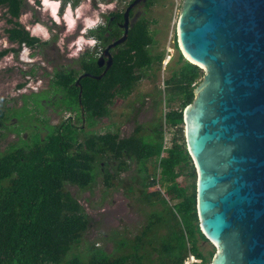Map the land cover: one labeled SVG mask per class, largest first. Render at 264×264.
<instances>
[{"label":"trees","instance_id":"16d2710c","mask_svg":"<svg viewBox=\"0 0 264 264\" xmlns=\"http://www.w3.org/2000/svg\"><path fill=\"white\" fill-rule=\"evenodd\" d=\"M78 3L79 0H75L74 5ZM144 6L151 8L154 0H145ZM0 9L7 15V40L19 46L30 44L28 33L14 22L21 14L23 0H0ZM122 13H110L105 17L104 26L89 32V37H95L98 42L96 49L105 48L122 35L117 26L122 21ZM128 20L130 27L126 41L111 50L110 70L100 81H80L83 118L77 100L79 90L74 83L83 74L102 75L95 59L83 56L76 64L79 71L52 72L49 88L57 95L54 97L59 96L52 105L61 112L74 115L77 123H86L88 128L109 118L115 99L129 97L142 78L141 72L153 67L159 70L164 59L163 51H152L156 41L151 22L144 17L135 18L133 10L129 12ZM178 47L176 42L175 49ZM13 50L1 49L0 58ZM177 64L179 69L164 82L168 93L163 91V94L168 96L164 99L166 104L178 100L180 108L164 112L154 130L141 134L140 127L136 126L127 136H120L118 131L95 134L67 119L57 127H49L42 140L39 134L35 136L31 147L12 148L0 155V264H152V261L144 263L145 256L138 255V251L145 242L143 239L164 223L160 214L150 217L140 234L134 237L130 255L112 257L94 247L85 255L75 252L90 220L79 198L67 186L85 190L101 175L104 189L107 192L115 190L113 180H121V174L129 168L131 161L142 164L144 174L140 184L145 188L142 192L144 202L151 203L152 197L161 204L175 202L170 219L178 229L172 231L171 237L162 236L161 252L169 263L163 259L161 264H184L189 256L197 261L193 264L211 262L213 252L205 256L197 247L198 239L207 240L198 223L195 184L191 183L188 191L176 182L185 168L193 166L184 141L183 110L192 103L193 90L202 73L180 55ZM4 121L6 116L0 108V130ZM167 127L172 131L168 147L164 141ZM146 162L152 163L151 173L147 172ZM191 170L190 175L196 178L194 167ZM153 187L162 189V193L156 188L146 190ZM189 239L192 242L188 244ZM151 242L152 239H147V245Z\"/></svg>","mask_w":264,"mask_h":264},{"label":"water","instance_id":"95a60500","mask_svg":"<svg viewBox=\"0 0 264 264\" xmlns=\"http://www.w3.org/2000/svg\"><path fill=\"white\" fill-rule=\"evenodd\" d=\"M132 0L122 13L128 35ZM187 63L203 70L192 103L183 110L186 150L195 169V209L200 230L217 251L209 264H264V0H183L177 24ZM83 121V119H82Z\"/></svg>","mask_w":264,"mask_h":264},{"label":"rangeland","instance_id":"374dc122","mask_svg":"<svg viewBox=\"0 0 264 264\" xmlns=\"http://www.w3.org/2000/svg\"><path fill=\"white\" fill-rule=\"evenodd\" d=\"M129 1L121 0L107 3L106 0H102L105 4L114 3L115 7L109 11L118 12H122ZM81 2L82 0H79V3L73 9ZM84 2L87 3V0H84ZM182 3L183 0H154V6L151 8H146L143 4L133 10L135 18L144 17L151 22V32L154 34L156 41L152 51H163L164 59L159 70L153 67L150 70L141 72L142 78L135 85L129 97L115 99L109 118H104L92 128H88L86 123H77L74 115L61 112L59 108L52 105L53 102L59 99V96L55 97L54 100L50 99L52 92L49 88L51 74L48 67L45 66L44 60L52 61L55 58L59 61V64L63 65V67H59L61 70L71 69L77 71L78 67L75 62L81 57L82 53H88V55L95 57L99 55L101 50L96 49L97 45L95 47L85 46L84 50L77 56H72L71 53L75 49L71 45L81 35L83 26L79 23L82 21H78L74 32L67 33L66 25L63 22L57 25L51 21L52 24H50L46 21L49 12L39 11L36 3V6H34V4L29 3V0H23L24 11L22 16L24 20L22 24L26 26L30 23L29 12L34 17L39 16V23L37 24L45 27L50 39L52 37L54 41L42 48L43 51L40 50L39 57L44 63V68L37 66L41 71L39 69L35 70L34 78H29L27 74L28 63H23V61H30L29 56L27 60L21 59L22 46L16 53L9 51L0 58V100L2 102L0 108L6 116L4 127L0 130V155L5 154L12 148L31 147L35 136L39 134L40 140H42L46 136L49 127H57L67 119H71V122L78 127H83L87 132L92 131L95 134L118 131L120 136H127L133 132L136 126L140 127L141 134L154 130L164 112L169 109H178L181 104L178 100L172 104L164 102V99L168 97L164 82L168 81L172 74L179 69L180 66L177 64L179 55L185 62L188 61L183 55L182 49L179 47L178 50L174 49L172 41V37L174 39V36L177 35V24ZM96 11H98L97 0H91V7L85 12V15L91 16ZM104 15L105 13L101 14L102 17ZM6 18L5 10L0 9V50L11 47L15 49L16 47V44L9 41H7L8 46L4 47L3 41L7 37L5 29L9 28ZM36 35L41 37V44L45 40H50L45 39L41 32H37ZM73 37L74 39L71 40ZM87 38H89L88 33L85 36V39ZM6 57L10 59L6 60ZM200 71L203 74V70ZM18 85L22 86L18 88ZM36 90L45 94H39V92L37 94ZM31 91L36 94L29 95ZM163 91L166 94H163ZM171 137L172 131L168 127L165 128L164 141L166 147H168ZM145 164L147 172L151 173L153 170L152 163L146 162ZM191 167L189 169L185 168L182 176L176 181L179 186L188 189L191 183L195 184L196 178L190 175L192 172ZM141 168V163L129 162V168L120 176L121 180H113V184L116 185L115 190L111 189L108 192L104 189L101 175L97 176L95 182L85 190H80L76 186H67V189L79 198L90 220L89 227L83 234L81 244L75 250L76 253L85 255L89 253V248L94 247L101 249L112 257L130 255L133 253L134 237L140 234L150 217H153L154 214H160L164 223L154 228L153 233L143 239L145 242L138 251V255L145 256L144 263L152 261V264H161L163 259L169 263V259L161 252V239L165 234L171 237L174 234L172 231L178 229L170 219L171 207L175 202L161 204L154 197L151 198V203L144 202L142 192L145 191V188L140 184L144 172ZM154 188L156 187L146 188V190L150 191ZM157 190L160 193L163 191L159 188ZM147 239H152L150 245H147ZM191 242V239H189L188 244ZM197 247L205 256L209 252H213L212 256H214L217 251L216 247L210 242L199 239ZM186 261L187 264L193 263L192 259ZM186 261L184 264H186Z\"/></svg>","mask_w":264,"mask_h":264},{"label":"clouds","instance_id":"9594fccd","mask_svg":"<svg viewBox=\"0 0 264 264\" xmlns=\"http://www.w3.org/2000/svg\"><path fill=\"white\" fill-rule=\"evenodd\" d=\"M30 4H34L35 0H29ZM64 0H41L40 10L44 12H49L53 21L59 25L63 22L66 25V32L72 33L75 31L78 21H82L83 28L81 29V35L72 42L71 47L75 49L71 53L72 56H77L81 51L84 50L85 46L95 47L98 43L95 37H89L85 39L86 34L89 30H95L101 26L104 21L102 19L101 13H107L110 9L115 7V4H105L102 0H97L98 11L93 12L91 16L85 15V12L91 7V0H87V3L82 0V2L73 9L72 0H69L68 4L64 6L63 16L59 14L60 8L63 5ZM24 17H21V22H23ZM32 35H36L37 32H41L45 39H50V35L45 27L40 24H36L34 28L27 29ZM4 47H7V40L3 41ZM23 51L21 52V59L27 60L29 49L22 46ZM10 59L8 57L5 58ZM24 64L28 62L23 61ZM187 264V261H186Z\"/></svg>","mask_w":264,"mask_h":264},{"label":"flooded vegetation","instance_id":"af4514ba","mask_svg":"<svg viewBox=\"0 0 264 264\" xmlns=\"http://www.w3.org/2000/svg\"><path fill=\"white\" fill-rule=\"evenodd\" d=\"M67 1V2H66ZM104 1V0H103ZM111 1H114V2H116L115 0H108V2L107 3H110ZM68 2H69V0H64V3H63V5L61 6V8H60V12H59V14L61 15V17H62V15H63V13H64V6H66L67 4H68ZM74 2H75V0H72V5H73V7H75L76 5H74ZM35 3L38 5L37 7V10H39L40 11V4H41V0H35ZM35 3H34V6H36L35 5ZM129 4V3H128ZM127 4V5H128ZM127 5L125 6V8L127 7ZM138 7V6H137ZM137 7H135V8H137ZM124 8V9H125ZM134 8V9H135ZM124 9H123V11H124ZM134 9H132V10H134ZM131 10V11H132ZM24 11V9H22V11H21V14H20V16L17 18V19H15L14 20V22H16V23H18L20 26H21V28H23L27 33H28V35H29V38L31 39V43L30 44H26V43H23V44H21L20 46L17 44V43H15V42H11L12 44H16V47H15V49L14 48H12V49H14L13 51H10L11 53H16L17 51H18V49L21 47V46H25V47H27L28 49H29V53H28V56H29V58H30V61L28 62V70H27V74L29 75V78H32L33 77V75H34V72H35V70H37V69H39V68H37V66H40V67H42V68H44V66H43V64L45 63V66L46 67H48V70H49V72H50V74H51V78H52V72H53V70L54 71H58V70H61L59 67H63V65L62 64H59V61L57 60V59H55V58H53L52 59V61H45L44 60V63L42 62V59L39 57V53H40V50L41 51H43L42 50V48H44L47 44H49V43H53V41H54V38H52L51 37V39L50 40H45L42 44H41V37L40 36H38V35H32L31 33H30V31L29 30H27V29H32V28H34V25L35 24H37V23H39L38 21H39V16L38 17H34V15L31 13V12H29L28 13V17H29V24H31V25H24V24H22L23 22H21V20H20V18H21V16H22V12ZM112 12H114V10L113 11H108L103 17H102V19L104 20V23H103V25H101V26H104L105 25V17H107L110 13H112ZM101 14H103V13H101ZM47 18L48 19H46V21H48L50 24H52V22L53 23H55L54 21H53V19H52V17H51V15H49L48 14V16H47ZM45 21V22H46ZM52 21V22H51ZM130 21V20H129ZM82 22H80L79 24L81 25V26H83V24H81ZM121 23V22H120ZM119 25L120 24H118L117 26H118V28H119ZM100 27V26H99ZM97 29V28H96ZM95 29V30H96ZM121 29V28H120ZM122 30V29H121ZM91 31V30H90ZM89 31V32H90ZM92 31H94V30H92ZM89 32H88V34H89ZM122 34H123V30H122ZM89 36V35H88ZM122 36V35H121ZM120 36V37H121ZM119 37V38H120ZM6 39H7V37H6ZM74 39V37L71 39V40H73ZM8 41V40H7ZM113 42H115V41H113ZM112 42V43H113ZM111 43V44H112ZM97 45V44H96ZM109 46V45H108ZM108 46H106L105 48H103V49H101V51H100V53H99V55H96L95 57L94 56H92V55H88V53H82V55H81V57L75 62V64H79V61H80V59L83 57V56H90V57H92V58H94L95 59V65H96V67H97V69L99 70V71H101L102 73L104 72V70H105V67H106V65L104 64L103 66H102V68H98V65H97V62H98V59L102 56V52L104 51V49H106ZM110 55H111V51H110ZM97 56H99V57H97ZM45 59V58H44ZM21 63V62H20ZM42 63V64H41ZM22 64V63H21ZM15 67H16V65H15ZM40 70V69H39ZM41 71V70H40ZM61 71H65L64 69L63 70H61ZM67 71H71V69L70 70H67ZM77 71H79V67H78V69H77ZM84 75V74H83ZM80 76H82V75H80ZM80 76H78L77 77V79H76V81L78 80V78L80 77ZM34 78V77H33ZM75 81V82H76ZM75 84V83H74ZM52 91V90H51ZM38 90H36V93L38 94ZM36 93H33V91H31L30 92V94L29 95H34V94H36ZM44 92H39V94H43ZM49 93V92H48ZM45 94V93H44ZM54 96H57V95H54V93L53 92H51V100L53 99L54 100ZM71 120V119H70Z\"/></svg>","mask_w":264,"mask_h":264},{"label":"built area","instance_id":"2783aa9c","mask_svg":"<svg viewBox=\"0 0 264 264\" xmlns=\"http://www.w3.org/2000/svg\"><path fill=\"white\" fill-rule=\"evenodd\" d=\"M172 41H173V45H174V49H175L176 42H179V41H178V37H177V35H176V37L174 36V39H173V37H172ZM178 45H179V43H178ZM165 63H166V61H165ZM164 66H165V65H164ZM189 259H192V262H193V263H196V262H197V261L194 259V257H192V256H189V257H188V260H189ZM193 263H192V264H193Z\"/></svg>","mask_w":264,"mask_h":264}]
</instances>
